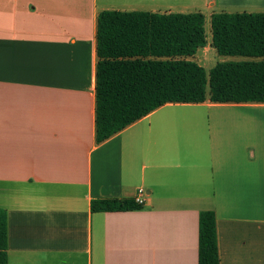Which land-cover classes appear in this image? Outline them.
<instances>
[{
	"label": "crops",
	"instance_id": "1",
	"mask_svg": "<svg viewBox=\"0 0 264 264\" xmlns=\"http://www.w3.org/2000/svg\"><path fill=\"white\" fill-rule=\"evenodd\" d=\"M182 1L0 0L7 264H197L204 211L219 264H264V104H166L94 141L97 14ZM197 1L264 12V0ZM188 107L209 113L177 116ZM138 188V210H91Z\"/></svg>",
	"mask_w": 264,
	"mask_h": 264
},
{
	"label": "trees",
	"instance_id": "2",
	"mask_svg": "<svg viewBox=\"0 0 264 264\" xmlns=\"http://www.w3.org/2000/svg\"><path fill=\"white\" fill-rule=\"evenodd\" d=\"M205 17L104 10L96 17L94 141L100 144L166 104H264V12H213L210 47L221 57L207 73L192 58L205 47ZM133 200H99L92 211H129ZM0 209V264H7ZM216 219L198 218L197 264H219Z\"/></svg>",
	"mask_w": 264,
	"mask_h": 264
},
{
	"label": "rangeland",
	"instance_id": "3",
	"mask_svg": "<svg viewBox=\"0 0 264 264\" xmlns=\"http://www.w3.org/2000/svg\"><path fill=\"white\" fill-rule=\"evenodd\" d=\"M185 1V0H184ZM182 1V2H184ZM200 3L197 0H193L192 3L188 2V5H185L181 8L180 13H188V12H195V11H200L204 17H205V34H206V41L208 44L203 47L199 48L192 58V60L197 63L199 66H201L206 73L217 63L220 62H225L228 60H240V58H228V57H221L216 54V52L210 47L209 42H210V33H209V18L210 14L213 12H229V13H235V12H242V11H237L233 9H226V10H221V7L219 5L212 7L210 10L206 9L205 7H200L197 4ZM223 9V8H222ZM263 11V10H262ZM261 11V12H262ZM199 113V114H208V110L205 108H199V107H188L186 110H182L180 113H177V116H180L181 118L183 117H188L192 114Z\"/></svg>",
	"mask_w": 264,
	"mask_h": 264
},
{
	"label": "built area",
	"instance_id": "4",
	"mask_svg": "<svg viewBox=\"0 0 264 264\" xmlns=\"http://www.w3.org/2000/svg\"><path fill=\"white\" fill-rule=\"evenodd\" d=\"M144 195H145L144 190L142 188H138L133 198V202L136 205L142 206L144 204Z\"/></svg>",
	"mask_w": 264,
	"mask_h": 264
}]
</instances>
